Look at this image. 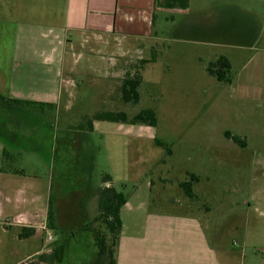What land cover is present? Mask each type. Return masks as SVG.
<instances>
[{
	"label": "rangeland",
	"instance_id": "rangeland-1",
	"mask_svg": "<svg viewBox=\"0 0 264 264\" xmlns=\"http://www.w3.org/2000/svg\"><path fill=\"white\" fill-rule=\"evenodd\" d=\"M263 11L261 7L257 10ZM193 26L192 34L189 33L191 42L175 43L169 21L160 18L155 29L159 30L156 42L166 50L173 49L175 61H170V56L168 60L167 55L155 66L149 60L129 63L123 66L116 81L105 83L98 77L104 75L103 69L109 68V63L94 59L79 74L71 75L73 94L69 99L64 96L57 105L10 106L0 101V129L30 128L33 137L16 143L20 146L18 156L45 161L49 152L56 172L82 178L87 190L85 203L92 211V219L98 209L94 193L106 184L104 178L110 176V183L129 202L123 212L125 223H179L177 217L191 214L209 226L211 236L224 237L232 251L246 252L243 253L248 256L246 263L250 255L257 264H262L264 106L237 99L233 88L208 74L210 63L219 58H210L208 50L224 56L229 50L200 43V34H196ZM12 40V29L0 25L2 68L9 62ZM143 55L152 59L153 54L150 51ZM140 76L139 103L123 102V81ZM107 88L110 92L105 94ZM145 110L155 114V127L121 126L95 119L118 112L133 118ZM97 121L98 127L92 129L88 138L76 135ZM63 130H74L71 135L75 138L70 140ZM37 134L58 135L59 142L50 145L45 136L38 138ZM234 137L240 139L242 146L246 142L245 147L235 143ZM156 139L164 146H158ZM31 148L41 150L33 152ZM185 182L191 184L194 198H189L182 189ZM96 222L92 220L85 230L77 226L67 230L55 245L64 248L58 264L113 261L116 248L112 238L105 225ZM102 250L105 256L100 253Z\"/></svg>",
	"mask_w": 264,
	"mask_h": 264
},
{
	"label": "crops",
	"instance_id": "crops-1",
	"mask_svg": "<svg viewBox=\"0 0 264 264\" xmlns=\"http://www.w3.org/2000/svg\"><path fill=\"white\" fill-rule=\"evenodd\" d=\"M259 7L264 10V0H0V25L13 33L9 62L0 67V95L10 106H54L73 94L71 75L94 59L109 63L98 77L105 83L116 81L129 63L149 60L155 66L167 55L175 61L174 50L156 42L163 18L175 43L191 42L195 22L200 43L228 49L225 56L208 50L210 58L224 56L231 64V83L223 84L237 99L264 106V11L257 12ZM150 51L152 59L143 55ZM98 121L76 135L88 138ZM63 131L75 138L74 130ZM32 137L27 127L0 129V264H58L55 245L67 230H85L92 220L104 223L98 190L92 219L82 178L56 172L49 152L45 161L18 156L16 143ZM37 137L50 145L59 142L58 135ZM105 187L114 188L110 182ZM128 205L127 199L120 212L116 264H257L250 255L246 263V252L232 251L224 237L211 236L209 226L191 214L177 217L179 223H125Z\"/></svg>",
	"mask_w": 264,
	"mask_h": 264
},
{
	"label": "trees",
	"instance_id": "trees-1",
	"mask_svg": "<svg viewBox=\"0 0 264 264\" xmlns=\"http://www.w3.org/2000/svg\"><path fill=\"white\" fill-rule=\"evenodd\" d=\"M207 72L211 76L215 77L219 82L231 83V64L229 60L224 56H220L215 62L210 63L209 67L207 68ZM141 83V76L135 78H126L121 86L122 101L134 105L138 104L140 101L139 87L141 86ZM0 101L6 104V100L1 95ZM95 119L107 120L111 122H123L128 124H143L150 127H155L157 124L155 114L151 110L142 111L135 115L133 118L128 117L125 112H118L109 113L102 117H96ZM232 140L237 144H241L239 138L234 137L232 138ZM155 142L158 146H164V144L157 139ZM169 152L171 154V151ZM110 181V176H106L104 178V182L108 183ZM181 187L189 198L195 197V194L189 182L183 183ZM126 203V196L122 192H118L113 187H105L99 190L100 218L104 221L103 224L105 225L107 232L112 238L113 246L116 248V251L118 248L119 236L122 229L120 212L122 207ZM62 249L63 247L57 248L58 259L60 254L62 253ZM100 253L105 256V251L102 250L100 251ZM110 264H116V252L114 254V259Z\"/></svg>",
	"mask_w": 264,
	"mask_h": 264
}]
</instances>
